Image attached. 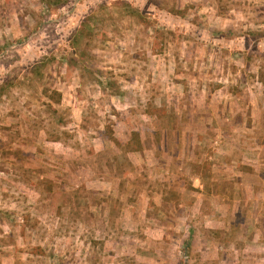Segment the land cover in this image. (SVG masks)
Masks as SVG:
<instances>
[{
	"label": "rangeland",
	"instance_id": "1",
	"mask_svg": "<svg viewBox=\"0 0 264 264\" xmlns=\"http://www.w3.org/2000/svg\"><path fill=\"white\" fill-rule=\"evenodd\" d=\"M47 1L0 0V264H264V0Z\"/></svg>",
	"mask_w": 264,
	"mask_h": 264
},
{
	"label": "trees",
	"instance_id": "2",
	"mask_svg": "<svg viewBox=\"0 0 264 264\" xmlns=\"http://www.w3.org/2000/svg\"><path fill=\"white\" fill-rule=\"evenodd\" d=\"M43 1L44 2H48L47 0H43ZM83 31H84V29L81 30L80 33H82ZM45 64H46V62H43V64H40V65L36 66L33 69V71L38 72L39 70L37 71L35 69H37V68H40L41 69V68H43L45 66ZM6 85H7V83H4L3 85L0 86V96L3 95V93L5 91ZM53 97L54 96H51V97L49 96L50 99L53 98ZM51 100H54L55 102H60L59 99L58 100L57 99H51ZM48 106L50 108H53L54 109V107L52 105L48 104ZM126 147L130 148L131 151H133V150L134 151H139V150L143 149V144L141 142L140 137L138 135H135V137L133 138V141L131 139V140H129L126 143ZM43 186L45 187L46 185H43ZM48 191L49 192L52 191L51 187L48 188ZM25 253H27V256L31 254V255H33V256L35 255L37 257L44 256V255L46 256V254H47L46 251H45V249H44V247H42V246H36L35 248H33L32 250H30L28 252L25 251Z\"/></svg>",
	"mask_w": 264,
	"mask_h": 264
}]
</instances>
